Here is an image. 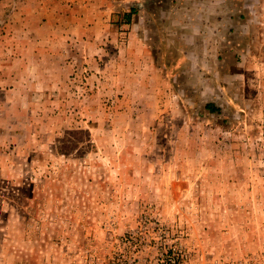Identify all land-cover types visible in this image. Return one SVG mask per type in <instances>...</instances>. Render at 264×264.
<instances>
[{
  "label": "rangeland",
  "instance_id": "rangeland-1",
  "mask_svg": "<svg viewBox=\"0 0 264 264\" xmlns=\"http://www.w3.org/2000/svg\"><path fill=\"white\" fill-rule=\"evenodd\" d=\"M130 1L0 0V264H264V0Z\"/></svg>",
  "mask_w": 264,
  "mask_h": 264
},
{
  "label": "trees",
  "instance_id": "trees-1",
  "mask_svg": "<svg viewBox=\"0 0 264 264\" xmlns=\"http://www.w3.org/2000/svg\"><path fill=\"white\" fill-rule=\"evenodd\" d=\"M134 11H135V9L134 8H131L130 11H129V13H127V14L124 15L125 20L128 21V19L130 18V15L133 14ZM207 108H211V107L208 106Z\"/></svg>",
  "mask_w": 264,
  "mask_h": 264
},
{
  "label": "crops",
  "instance_id": "crops-1",
  "mask_svg": "<svg viewBox=\"0 0 264 264\" xmlns=\"http://www.w3.org/2000/svg\"><path fill=\"white\" fill-rule=\"evenodd\" d=\"M121 2H124L125 5H127L129 7H133V1H130V0H121Z\"/></svg>",
  "mask_w": 264,
  "mask_h": 264
}]
</instances>
